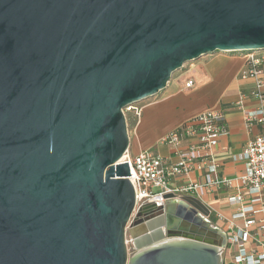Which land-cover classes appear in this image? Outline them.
Listing matches in <instances>:
<instances>
[{"label": "water", "instance_id": "water-1", "mask_svg": "<svg viewBox=\"0 0 264 264\" xmlns=\"http://www.w3.org/2000/svg\"><path fill=\"white\" fill-rule=\"evenodd\" d=\"M262 50L264 0H0V264H222L200 199L135 213L125 110Z\"/></svg>", "mask_w": 264, "mask_h": 264}, {"label": "built area", "instance_id": "built-area-1", "mask_svg": "<svg viewBox=\"0 0 264 264\" xmlns=\"http://www.w3.org/2000/svg\"><path fill=\"white\" fill-rule=\"evenodd\" d=\"M241 57L244 65L239 77L253 79L255 87L250 93H242L234 106L243 111L249 128L264 126V50ZM194 84L195 81L189 79L186 87L192 88ZM249 98L256 99L259 107L245 108L244 103ZM228 133L226 110L207 109L161 139L162 145L173 149L172 154L163 156L151 150L137 155L127 152V160L122 162L129 163V179L136 194L135 213L146 205L165 203V195L170 193L194 196L208 206L204 201L208 193L233 189L235 193L228 201L237 206L236 211L229 218L218 214L226 222L227 234V244L220 248L222 264H264V217H259L264 214V133L250 139L243 151L234 157L235 161L245 163V171L233 178L221 173V165L214 156L220 139ZM194 173H198L200 179H191ZM182 177L188 180L173 186V182Z\"/></svg>", "mask_w": 264, "mask_h": 264}, {"label": "crops", "instance_id": "crops-1", "mask_svg": "<svg viewBox=\"0 0 264 264\" xmlns=\"http://www.w3.org/2000/svg\"><path fill=\"white\" fill-rule=\"evenodd\" d=\"M210 55V54H209ZM220 61H228L229 66H225ZM218 62V63H215ZM227 65V64H226ZM244 65L242 57L229 58L214 55L198 63L188 72L187 78L193 79L195 84L189 88V96L184 99H177V96H167L147 109L141 123L142 135L145 142L139 144L132 155L151 150L159 155H170L174 151L171 147L162 145L161 139L170 131L180 126L189 119L207 109L226 110V125L229 131L227 136L220 139L218 146L214 149L216 161L221 165V173L229 178L237 177L245 171L243 161H235L234 157L239 155L247 142L253 137L264 133V126L255 125L249 128L245 122L243 111L234 106L242 93H250L254 90L255 81L253 79H240L239 73ZM177 100V101H176ZM177 104H181L180 109ZM260 103L249 98L244 106L247 109H256ZM172 124H169V123ZM141 146V147H140ZM153 147V148H151ZM155 149V150H154ZM193 180L200 179L198 173L190 175ZM188 180L185 177L173 182V186H180ZM235 190H213L208 193L204 201L212 210V216L216 218L214 225L225 231L226 222L218 216L221 213L224 217H231L237 206L229 203L228 198ZM264 217V214L259 215Z\"/></svg>", "mask_w": 264, "mask_h": 264}, {"label": "rangeland", "instance_id": "rangeland-1", "mask_svg": "<svg viewBox=\"0 0 264 264\" xmlns=\"http://www.w3.org/2000/svg\"><path fill=\"white\" fill-rule=\"evenodd\" d=\"M242 54L243 53H241V52H227V53L218 52L215 54L205 55L196 61L189 62V63L185 64V66L182 70H179L173 74L172 79H171L168 87L165 90L161 91L159 94H157L156 96H154L152 98L143 100L139 103H136L135 105H132L133 107L130 110H125V115H126L127 124H128V131H129V136H130V148H129L128 152L131 153L133 150H135V148L139 144L143 145L145 142V139H143L144 135H142V131H141V123L143 122L144 113L147 109L154 107V105H156V103L158 101L163 100L164 97L167 96V94H168V96L176 95L177 99H179V98L184 99L186 96L187 97L189 96L188 93L191 90L186 87V82H187V80L190 79V78H187V76H189V74H190L188 71L193 66L196 67V65L198 63H202L205 59L211 58L214 55H220V56H223V57H226L227 59H229V58L241 57ZM220 62H223V61H220ZM215 63H218V62H215ZM222 64L227 66V68L230 67L229 66L230 64L228 61H225ZM180 106H181V104H177V107L179 109H180ZM169 124H172V123L170 122ZM151 148H153V147H151ZM211 220H213V222H215L216 218L212 216ZM158 222L151 224V226L155 228V226L158 225L157 224ZM137 233H139V232H137ZM127 239L129 241H131L129 235H128ZM128 247H129V254H130V256H132L135 252L134 247H133V243L130 242Z\"/></svg>", "mask_w": 264, "mask_h": 264}, {"label": "bare ground", "instance_id": "bare-ground-1", "mask_svg": "<svg viewBox=\"0 0 264 264\" xmlns=\"http://www.w3.org/2000/svg\"><path fill=\"white\" fill-rule=\"evenodd\" d=\"M155 222H158L157 220H155L154 222H152L151 224H153V223H155ZM146 224H144V225H142V226H139L136 230H134L135 231V233L138 235H140V237L142 238L143 237V235L145 234V232L147 231V228H146ZM137 232H139V233H137ZM164 233V232H163ZM163 235V234H162ZM162 237H164V235L162 236Z\"/></svg>", "mask_w": 264, "mask_h": 264}]
</instances>
